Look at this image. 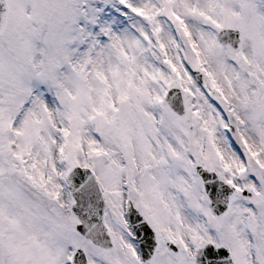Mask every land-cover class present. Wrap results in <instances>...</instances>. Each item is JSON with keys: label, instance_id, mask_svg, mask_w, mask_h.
<instances>
[{"label": "snow or ice", "instance_id": "snow-or-ice-1", "mask_svg": "<svg viewBox=\"0 0 264 264\" xmlns=\"http://www.w3.org/2000/svg\"><path fill=\"white\" fill-rule=\"evenodd\" d=\"M0 264H264V0H0Z\"/></svg>", "mask_w": 264, "mask_h": 264}]
</instances>
